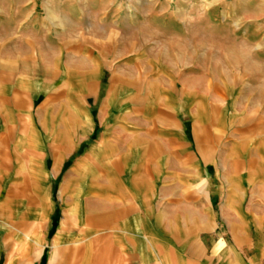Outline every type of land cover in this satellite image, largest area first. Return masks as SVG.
<instances>
[{
  "label": "crops",
  "instance_id": "1",
  "mask_svg": "<svg viewBox=\"0 0 264 264\" xmlns=\"http://www.w3.org/2000/svg\"><path fill=\"white\" fill-rule=\"evenodd\" d=\"M0 264H264V0H0Z\"/></svg>",
  "mask_w": 264,
  "mask_h": 264
},
{
  "label": "bare ground",
  "instance_id": "2",
  "mask_svg": "<svg viewBox=\"0 0 264 264\" xmlns=\"http://www.w3.org/2000/svg\"><path fill=\"white\" fill-rule=\"evenodd\" d=\"M78 245V244H77Z\"/></svg>",
  "mask_w": 264,
  "mask_h": 264
}]
</instances>
